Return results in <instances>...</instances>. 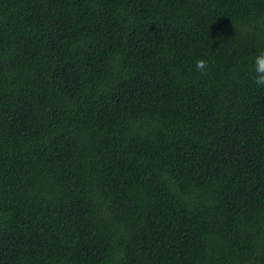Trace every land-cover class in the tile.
Returning <instances> with one entry per match:
<instances>
[{
	"label": "trees",
	"instance_id": "obj_1",
	"mask_svg": "<svg viewBox=\"0 0 264 264\" xmlns=\"http://www.w3.org/2000/svg\"><path fill=\"white\" fill-rule=\"evenodd\" d=\"M262 50L264 0H0V264H264Z\"/></svg>",
	"mask_w": 264,
	"mask_h": 264
},
{
	"label": "clouds",
	"instance_id": "obj_2",
	"mask_svg": "<svg viewBox=\"0 0 264 264\" xmlns=\"http://www.w3.org/2000/svg\"><path fill=\"white\" fill-rule=\"evenodd\" d=\"M254 70L255 77L253 82L257 85L264 86V50L260 51L258 55L254 58ZM197 68L201 71L202 74H207L208 62L204 59H199L196 62Z\"/></svg>",
	"mask_w": 264,
	"mask_h": 264
}]
</instances>
